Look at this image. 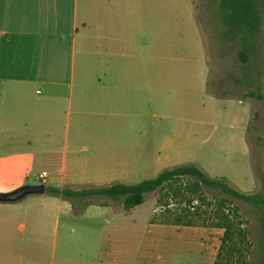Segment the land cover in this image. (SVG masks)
<instances>
[{"label":"rangeland","instance_id":"1","mask_svg":"<svg viewBox=\"0 0 264 264\" xmlns=\"http://www.w3.org/2000/svg\"><path fill=\"white\" fill-rule=\"evenodd\" d=\"M142 1L156 3L155 8L148 10L149 13L143 8L142 16L155 17L157 21L142 30L141 72L137 75L138 80L158 84L156 103L153 106L139 103L135 112L140 116L133 115L134 110L129 109L126 116L116 121L100 113L89 114L84 119L88 123V134L84 137L76 136L78 116L74 110L70 113L65 105L64 113L51 112L47 116L52 133L45 136L40 134V130L30 128L36 124V116H44L43 97L49 92L46 88L32 85L25 90L24 98L13 96L9 100L5 97L2 111L0 107V168L8 172L4 179L5 187L11 191L38 184L47 187L51 178L57 180L55 186H60L58 175L64 165H67V173L81 171L72 168L70 161L73 156L86 159L98 150L103 156L102 162L111 165L114 158L106 160V151L116 153L113 151L122 147L126 150L150 147L157 145L156 140L173 135L185 152V165L197 167L212 179L225 178L232 188L242 193L258 194L264 198V0H259L256 11L260 17L258 32L246 45L249 58L246 64L239 58L240 51H245L242 35L226 33L227 28L221 19V0H192L195 7L190 10L187 9L188 0ZM166 2L173 3L171 10L162 5ZM189 2L192 3L191 0ZM190 17L196 19L195 23L188 21ZM165 22L172 34L165 33ZM145 67L147 70L151 68L148 74ZM242 67L245 72H242ZM246 75L252 77V81L248 79L246 82ZM250 93L254 96L251 97ZM9 102L12 111L7 112ZM40 123L45 125L43 121ZM106 124L110 126L109 135L105 133L108 129L104 127ZM121 129L124 131L118 136L117 131ZM45 171L48 177L44 182L41 175ZM118 171L122 173L121 180L127 181L128 185L154 179L158 173L152 169L125 168ZM65 183L64 187L69 189L108 187L86 182L72 184L68 180ZM183 183L191 186L194 180ZM176 188H179V183L149 193L141 206L130 210L124 207L123 198L114 201L94 197L80 202L89 204L107 200L112 211L110 220L124 210L132 212L127 219H135L136 230H140L137 238L140 244L143 243V249L127 264H187L195 257L193 253H166L164 248H145L144 242L150 238L146 229L148 221L213 228L209 217L225 200L230 215L233 217L238 210L244 220L249 246L238 244L241 253L235 254L230 263L225 261L224 254L218 264H264V224L259 210L220 190L202 187L199 193L190 195L186 191L181 194ZM35 196H28L20 202L26 203ZM80 202L75 201L76 209L83 207L78 205ZM102 219L106 220L107 216ZM188 222L194 226H187ZM54 232L53 229L47 233L46 244H51ZM94 233L96 238L98 231ZM124 240L126 236L121 234L117 243H124ZM17 242L20 245L33 243V237L19 235ZM108 245L109 258L99 263H95L93 251L81 258L73 254V247L67 254H62L58 244L54 252L48 247V253L41 256V261L31 256L26 264H63L62 258L68 259V264H73V261L76 264H126L114 252L112 237Z\"/></svg>","mask_w":264,"mask_h":264},{"label":"crops","instance_id":"2","mask_svg":"<svg viewBox=\"0 0 264 264\" xmlns=\"http://www.w3.org/2000/svg\"><path fill=\"white\" fill-rule=\"evenodd\" d=\"M187 3L188 10L195 7L193 2L190 4L188 0ZM162 5L170 10L173 7L171 2ZM155 7V2L142 0H0L1 111L5 97L9 100L13 96L24 98L29 86L38 85L49 92L43 97L44 116H36V124L30 129L40 130L45 136L52 133L47 116L51 112L64 113L65 105L70 113L74 110L78 116L77 137L88 134V123L84 119L89 114L100 113L116 121L130 109L134 110L133 115L140 116L135 112L138 104L146 102L153 106L158 98V84L138 80L137 75L141 72L142 30L157 21L155 17H143L142 9L148 11ZM195 20L188 19L194 23ZM165 24V33L172 34ZM145 71L148 74L151 68ZM242 72H245L244 67ZM248 79L252 81V77L246 75L245 81ZM6 107L7 112L12 111L10 102ZM40 121L45 125L41 126ZM104 127L108 128L105 133L109 135L110 126ZM123 131H117V135ZM155 142L157 145L150 147L129 150L122 147L113 151L116 153L106 151V160L114 158L111 165L102 162L103 156L98 150L86 159L73 156L72 168L82 172L67 173V165H64L58 175L61 185L55 186L57 180L51 178L47 187L65 189L66 180L72 184L128 185L121 180L122 173L118 170L152 169L158 170V176L162 170L187 166L185 152L173 135ZM7 173L0 168V193L11 192L5 187ZM94 197L100 196L68 199L45 193L26 203L0 202V264H26L31 256L41 261L48 247L54 252L58 244L62 254L73 247V254L81 258L93 251L94 261L99 263L109 258L111 237L114 252L123 262L127 264L135 259L142 253L143 243L139 242L140 230H136L135 219H127L132 212L124 210L110 220L112 211L107 200L80 202ZM75 201L83 207L76 209ZM82 212L85 215H80ZM104 216L106 220L102 219ZM180 225L148 221L146 229L150 238L144 242L145 248H164L166 253H193L195 257L187 264H215L224 230ZM53 229L54 238L51 244H46L47 233ZM95 230L99 233L96 238ZM24 234L32 235L33 243L18 244V236ZM121 234H125L126 240L117 243ZM62 259L63 264H68V259Z\"/></svg>","mask_w":264,"mask_h":264},{"label":"trees","instance_id":"3","mask_svg":"<svg viewBox=\"0 0 264 264\" xmlns=\"http://www.w3.org/2000/svg\"><path fill=\"white\" fill-rule=\"evenodd\" d=\"M258 8L259 0H221L220 2L221 19L227 28L226 33H240L245 42V51H240L239 53V58L243 64H246L249 59L246 45L249 39L253 37L259 29L260 17L256 13ZM250 95L251 97L254 96L253 93ZM185 180H194V184L188 186L183 183ZM173 183H179V188L176 189H178V192L181 194L185 191L190 195L197 194L199 193V188L202 187L220 190L223 194L250 204L259 210L262 214V223L264 224V198L261 195L242 193L232 188L225 178H209L195 166H182L171 170H165L154 179L144 180L133 185L114 184L108 187L88 190L46 187V193L68 199H85L91 196H100L117 201L123 198L124 207L130 210L141 206L147 194L161 190ZM184 187L185 189H183ZM233 215L232 217L227 211L226 202L223 200L219 210H217L213 216L209 217L211 227L224 230L215 264H218L224 254L225 261L230 263L235 254L241 253L237 246L238 244L242 243L249 246L248 230L244 225V220L241 218L238 210H235ZM186 225L194 226V223L188 222Z\"/></svg>","mask_w":264,"mask_h":264},{"label":"water","instance_id":"4","mask_svg":"<svg viewBox=\"0 0 264 264\" xmlns=\"http://www.w3.org/2000/svg\"><path fill=\"white\" fill-rule=\"evenodd\" d=\"M46 193V185L22 186L14 191L0 193L1 203H17L31 195H43Z\"/></svg>","mask_w":264,"mask_h":264},{"label":"built area","instance_id":"5","mask_svg":"<svg viewBox=\"0 0 264 264\" xmlns=\"http://www.w3.org/2000/svg\"><path fill=\"white\" fill-rule=\"evenodd\" d=\"M41 177L43 178V181H46V178L48 177V173L47 172H43Z\"/></svg>","mask_w":264,"mask_h":264}]
</instances>
